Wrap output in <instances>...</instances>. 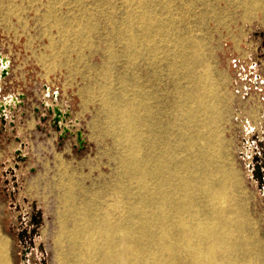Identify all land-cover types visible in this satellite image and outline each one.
I'll return each instance as SVG.
<instances>
[{
    "label": "rangeland",
    "instance_id": "obj_1",
    "mask_svg": "<svg viewBox=\"0 0 264 264\" xmlns=\"http://www.w3.org/2000/svg\"><path fill=\"white\" fill-rule=\"evenodd\" d=\"M189 40L198 42L196 60ZM195 67L209 93L206 113L216 118L212 132L197 119L189 124L196 102L186 74ZM2 70L0 246L11 264H60L59 236L76 220L62 181L71 180L79 209L102 194L113 201L121 178L134 181L135 138L151 149L150 123L162 142L171 135L175 151L194 142L182 155L194 171L208 152L219 173L210 186L229 190L216 205L238 211L234 222L250 243L236 257L264 264V0H147L142 8L132 0H0ZM198 182L193 198L210 217L208 185L201 175Z\"/></svg>",
    "mask_w": 264,
    "mask_h": 264
},
{
    "label": "bare ground",
    "instance_id": "obj_2",
    "mask_svg": "<svg viewBox=\"0 0 264 264\" xmlns=\"http://www.w3.org/2000/svg\"><path fill=\"white\" fill-rule=\"evenodd\" d=\"M146 1L132 0V3L142 8ZM173 16L171 22L175 24ZM141 24L139 21L131 22L136 28ZM150 31L156 37L157 25L152 26ZM131 38L130 46L138 43L133 35ZM188 43L192 51L190 58L196 60L198 42L189 40ZM130 57L134 59L135 55ZM196 69L192 68L186 74L188 100L196 102L189 106L188 120L189 124H193L197 119L198 127L211 131L210 126L216 124V118H210L206 113L210 104L209 93L203 85L202 74L198 71L194 73ZM7 74L5 70L0 71V82ZM128 111V105H124L119 113L126 136L132 128L129 126L131 119ZM149 120L152 122V118ZM150 125L153 128L151 149L145 153L141 148L143 138H135L137 146L131 147L138 150V155L131 158L138 164L134 181L121 178L113 201L102 194L98 202L88 200L79 209L72 205L71 180L62 181L61 185L65 188L63 199L67 210L75 212L76 220L67 235L59 236L60 264H254L251 257H236L241 251H248L250 243L242 238L241 227L234 222L233 217L238 211L219 209L216 205L226 199L229 190L226 184H222L221 189L210 186L218 184L219 177L217 169H212L211 156L205 151V168L200 173L194 171L190 158L182 156L190 144L194 146V142L190 141L186 147L175 151L169 145L171 135L165 131L163 137L166 140L162 142L159 129L153 123ZM192 130L201 132L199 128ZM208 144H212V139H208ZM160 145L164 147L162 155ZM196 154L193 158L199 161ZM200 175L204 185H208L203 193L212 211L211 216L206 218L203 216L204 206L193 198ZM113 219L120 227L113 225ZM63 237L70 249L65 259ZM0 264H11L3 243L0 246Z\"/></svg>",
    "mask_w": 264,
    "mask_h": 264
},
{
    "label": "water",
    "instance_id": "obj_3",
    "mask_svg": "<svg viewBox=\"0 0 264 264\" xmlns=\"http://www.w3.org/2000/svg\"><path fill=\"white\" fill-rule=\"evenodd\" d=\"M56 112H57V114L60 116V117H58L56 120V122H58L59 123V121L61 120V112L58 110V109H56Z\"/></svg>",
    "mask_w": 264,
    "mask_h": 264
},
{
    "label": "flooded vegetation",
    "instance_id": "obj_4",
    "mask_svg": "<svg viewBox=\"0 0 264 264\" xmlns=\"http://www.w3.org/2000/svg\"><path fill=\"white\" fill-rule=\"evenodd\" d=\"M58 123V122H57ZM263 167H264V153H263ZM263 176V180H264V170L262 171L261 177Z\"/></svg>",
    "mask_w": 264,
    "mask_h": 264
}]
</instances>
